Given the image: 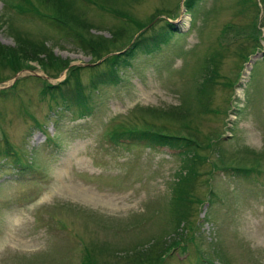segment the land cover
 <instances>
[{"label":"rangeland","instance_id":"rangeland-1","mask_svg":"<svg viewBox=\"0 0 264 264\" xmlns=\"http://www.w3.org/2000/svg\"><path fill=\"white\" fill-rule=\"evenodd\" d=\"M10 1L52 16L59 12L54 4L67 5L0 0V46L14 48L9 61L22 63L13 71L0 61V264H82L87 252L101 264H126L156 239L178 238L171 193L187 169L186 156L110 139L109 131L128 127L219 141L207 150L209 170L195 181L200 206L191 220L199 254L195 245L186 254L170 247L161 264H264V0H200L194 14L184 0H73L70 9L86 21L79 30L119 39L114 53L164 20L180 32L153 41L150 52L135 48L129 63L118 66L120 80L94 90L97 108L79 118L40 89L70 70H78L75 80L86 89L104 66L92 68L96 57L86 48L38 16L7 9ZM255 1L260 46L241 58ZM227 22L235 27L220 36ZM37 42L49 50L37 54L41 61L26 60L21 50ZM218 49L208 67H217L218 80L230 86L203 90L201 69ZM6 55L3 50L0 59ZM52 57L66 67L51 68ZM206 105L223 112L204 113ZM197 256L211 263H196Z\"/></svg>","mask_w":264,"mask_h":264},{"label":"trees","instance_id":"trees-1","mask_svg":"<svg viewBox=\"0 0 264 264\" xmlns=\"http://www.w3.org/2000/svg\"><path fill=\"white\" fill-rule=\"evenodd\" d=\"M65 1L67 2L68 6L66 5L65 7H57L56 4H54L55 10L59 11L57 16L55 15V13H53L54 16L42 14L35 10L34 7H26L22 4L14 3L13 1L7 2L6 8L12 9L17 14L38 16L41 20L45 21L46 23L48 22L51 27H53L56 31H59V33L64 35L66 38L76 42L77 44H80L81 46L86 48L88 52L93 54L96 57V62L94 61L96 65L92 68L104 66V68L98 74L90 78V82L87 86L88 89H85L83 85H80L78 83V80H75L78 76L76 74L78 70H70L68 76L64 78L63 81L57 84L52 85L44 81V85L41 87L40 92L43 95H46L51 100L50 102L64 104L65 108L72 111L73 117L75 118L91 115L95 111L97 106L93 101L94 90L98 91L103 84L115 82L117 83L120 80L118 66L123 63H129V57H131V55L135 53V48L150 52L153 50V41L167 42V40L173 34L180 33L176 30L175 24L172 20L163 19L164 22L159 26V30L157 29L156 31L152 32L151 35H146L143 33L138 34L128 48L118 50L117 53H114L116 50L111 49V46L112 44L114 45L115 43H117L119 39L115 40L114 42V40L111 41L109 39L100 38L95 35H84L79 30V28L82 29V27H85L86 21L84 19H81L79 14L74 13L70 9L73 0ZM199 1L200 0H184L183 5L186 8V12L194 14L197 9L196 5ZM24 2H26V0H24ZM29 2L31 3L30 0ZM79 2H81L82 4L81 0ZM254 4V6L257 8L256 13H254L256 15L254 19L255 21L253 22L251 27L250 25H245L246 29L242 30L244 31V38L249 39L246 40V44L240 45V50L243 51H240L238 55L241 58L247 54L246 49H255L260 46V27L255 25L258 21L259 11L256 1ZM178 8L179 7L176 8V11ZM111 12L112 14H117V16H120L119 19L125 22H133L132 18L129 15L127 16L124 13L118 12L116 10ZM60 21H64L65 23H62ZM67 24L70 26H68ZM72 24H77L79 26L78 29H76V27L73 28L74 26ZM234 27L235 25L231 22L224 23L221 27L220 36H223L226 32L233 29ZM30 44H32L31 50L22 49V56H24L26 60L34 58L41 61V58H38L37 54L40 52L44 53V51H47L49 49H47L44 43L41 42H37V44ZM3 50H6V58L8 59L5 60L4 58H1L0 61L4 65L5 61H8L10 64L6 65H8L7 67H9L10 70H19L22 63L15 64L14 62L9 61V58H11V55L15 52L14 48L0 46V52H2ZM218 50L219 51H214V54H211L210 58H206V63H204L203 68L201 69L202 73H205L206 76L204 78L203 76H201L202 78L198 79L197 85L203 90H211L219 84H222L225 87L230 86L229 80H225V82H220L218 80L220 74L217 67H208V62H212L213 60L211 59L212 57L214 58L217 55L220 56L222 50ZM52 59L54 61L51 59H47L51 61V64H53L51 68H60L61 70L67 65L55 62L58 59L57 57H52ZM202 109L204 110V113H215L216 115L219 112H223L222 110L212 108L209 105H206ZM108 135L110 136V139L112 141L127 143L125 144V146H137L139 144H143L154 148L165 146L173 150L175 149L177 151V154L186 156L185 161L187 162V169H185V171L183 172L184 174L180 175V181L176 182L174 191L173 193H171L172 204L175 205V214H173L174 222H176V224L178 225L180 224L179 227L174 226V228H179H176L178 238H172V242L169 239L167 241L166 239H156V242L150 244L148 248H142V250L134 252V254L131 255L129 259L125 260L127 262L126 264H161L165 260V255L172 254L173 248H179L181 254H186L188 252L189 245H195L196 249L198 250L197 253L199 254V248L197 247L196 237L193 233L191 220L194 216V213L196 212L197 207L200 206L198 205V202L200 201L199 197L195 194V181L197 179H200L206 173V171L209 170L204 168L206 165H210V159L209 155L207 154V150L215 147V145H217L219 141L217 139H212L210 142L203 143L199 141V138L196 135L193 136L190 134L193 137L184 135L181 136L166 134L160 132L159 130L153 129L134 130V128L132 127H128L124 131H109ZM202 167L203 170L201 169ZM234 170L236 172L238 171V173L241 174H248V170L246 169H239L237 167L234 168ZM208 192L210 194H214L212 187L208 188ZM183 236L185 238H183ZM170 247H172V249H170ZM90 251L94 252L95 250L90 249ZM85 255L86 260H84L82 264H101L89 252H87ZM206 261L211 263V259L205 256L196 257V263ZM104 263L115 264V262L111 263L108 261ZM116 263L120 264V262L118 261Z\"/></svg>","mask_w":264,"mask_h":264}]
</instances>
